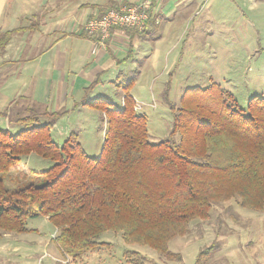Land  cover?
<instances>
[{"label":"trees","instance_id":"1","mask_svg":"<svg viewBox=\"0 0 264 264\" xmlns=\"http://www.w3.org/2000/svg\"><path fill=\"white\" fill-rule=\"evenodd\" d=\"M150 21L149 14L146 26ZM12 33L0 32V52ZM87 105L106 118L96 159L86 155L77 134L61 146L52 141L50 128L65 112L27 107L14 120L0 114L21 128L15 134L0 130L1 232L24 233L27 219L44 217L56 228L55 244L72 261L103 245L97 240L108 231L127 245L172 258L168 242L187 235L193 221L208 220L214 204L235 200L241 208L264 212V98L251 97L242 108L213 82L187 89L179 105L167 102L172 130L157 143L148 142L147 117L135 110L128 92L120 107L101 98ZM30 154L53 163L39 173L46 181L9 193L2 176ZM210 251H201L196 264ZM123 258L146 264L137 252L126 251Z\"/></svg>","mask_w":264,"mask_h":264},{"label":"rangeland","instance_id":"2","mask_svg":"<svg viewBox=\"0 0 264 264\" xmlns=\"http://www.w3.org/2000/svg\"><path fill=\"white\" fill-rule=\"evenodd\" d=\"M167 23L163 20L161 27L138 41L133 57L120 68L124 78L95 90V97L114 107L121 106L127 92L134 96L141 107L138 113L148 120V142L169 138L172 118L167 102L179 105L187 89H204L213 82L242 108L251 97L264 98V1H204L171 25ZM129 81L131 86L124 87ZM4 96L12 100L14 94ZM27 105L25 101L10 104L0 97V114L14 120L24 115ZM105 122L100 109L70 112L50 128L51 139L61 146L70 134H77L86 155L96 159ZM20 129L0 115V130L15 134ZM171 140L177 142L179 136ZM52 165L35 154L21 158L18 166L2 176L5 190L41 185L46 178L39 173ZM24 226L27 231L21 234L0 231V264H128L123 258L126 251L137 252L146 264H196L199 253L210 247L211 255L200 264H264V212L241 208L235 200L214 204L208 220L193 221L187 235L170 240L167 249L172 258L145 246L127 245L119 233L108 231L97 240L103 245L72 261L55 244L56 228L46 218L27 219Z\"/></svg>","mask_w":264,"mask_h":264},{"label":"crops","instance_id":"3","mask_svg":"<svg viewBox=\"0 0 264 264\" xmlns=\"http://www.w3.org/2000/svg\"><path fill=\"white\" fill-rule=\"evenodd\" d=\"M204 1L209 3V0H0V32H13L0 52V97L10 104L25 101L28 108L65 115L91 108L87 103L104 99L95 97L96 88L124 78L120 68L133 57L140 39L156 26L161 27L163 20L171 25ZM126 4L146 5L152 21L145 33L139 36L130 30H112L108 39L92 52L98 39L86 35L84 24L112 5ZM11 93L12 100L4 96ZM132 98L138 112L141 107Z\"/></svg>","mask_w":264,"mask_h":264},{"label":"built area","instance_id":"4","mask_svg":"<svg viewBox=\"0 0 264 264\" xmlns=\"http://www.w3.org/2000/svg\"><path fill=\"white\" fill-rule=\"evenodd\" d=\"M148 20L149 14L145 4L126 5L118 9H108L102 15L88 20L83 30L87 36L98 39L93 43L92 52H95L97 46L108 39L112 30L133 29L141 32L145 29Z\"/></svg>","mask_w":264,"mask_h":264}]
</instances>
